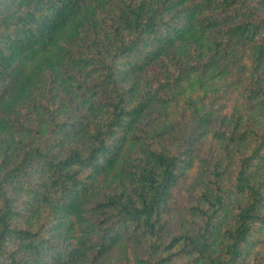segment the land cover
<instances>
[{
  "label": "trees",
  "instance_id": "obj_1",
  "mask_svg": "<svg viewBox=\"0 0 264 264\" xmlns=\"http://www.w3.org/2000/svg\"><path fill=\"white\" fill-rule=\"evenodd\" d=\"M259 235L264 0H0V264H264Z\"/></svg>",
  "mask_w": 264,
  "mask_h": 264
},
{
  "label": "rangeland",
  "instance_id": "obj_2",
  "mask_svg": "<svg viewBox=\"0 0 264 264\" xmlns=\"http://www.w3.org/2000/svg\"><path fill=\"white\" fill-rule=\"evenodd\" d=\"M225 92H217L215 95L208 94V101H214L216 106L227 107L236 99L235 91L231 88H224ZM257 240L259 241L256 245V250H261L264 243V236L259 235Z\"/></svg>",
  "mask_w": 264,
  "mask_h": 264
}]
</instances>
